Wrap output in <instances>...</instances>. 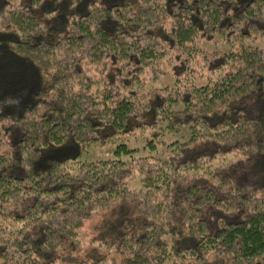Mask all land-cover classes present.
<instances>
[{
    "label": "trees",
    "instance_id": "16d2710c",
    "mask_svg": "<svg viewBox=\"0 0 264 264\" xmlns=\"http://www.w3.org/2000/svg\"><path fill=\"white\" fill-rule=\"evenodd\" d=\"M135 127L174 137L81 158ZM103 208L117 264H264V0H0V264H56Z\"/></svg>",
    "mask_w": 264,
    "mask_h": 264
},
{
    "label": "rangeland",
    "instance_id": "374dc122",
    "mask_svg": "<svg viewBox=\"0 0 264 264\" xmlns=\"http://www.w3.org/2000/svg\"><path fill=\"white\" fill-rule=\"evenodd\" d=\"M215 42L212 43L213 51H218L222 48H226L228 46L223 40L219 38V36L215 35ZM211 45V44H209ZM209 56V55H208ZM207 56V57H208ZM193 59L189 61L187 67L181 72H176L173 62L171 61H163V63L157 65V70H147L144 73L145 77V86H161L163 84L169 83L171 79H174L177 75L188 77L189 79L195 80L196 76L199 74V62L201 59L193 56ZM205 69L210 68V61L204 57ZM157 73L156 76L152 77V74ZM172 83V82H170ZM169 83V84H170ZM109 130H100L97 132L99 137L98 143L92 147L87 154L83 155L81 158L90 159L95 157H105L111 155L113 153V148L115 144L119 141H124L129 147L134 148L129 153H123L122 157L130 158V155H146L151 154L155 155L160 152V150L164 147L165 141L171 140L174 135L166 132L160 134L159 132L153 136V140L155 143L154 147H150L147 143L148 138L152 133L148 131V128L143 129L142 127H135L130 131H120L115 132L113 135L105 138L103 134L108 132ZM108 214V209H98L94 211L87 219H85L79 229V238L78 241L71 243L64 247L61 250V254L56 259V264H72L76 258L88 257V259H94V257L99 258L103 256L102 261H106L109 264H117L119 263L120 257L125 254H121L117 251L111 250L108 253L98 252L97 254H90L89 250L93 248L89 242L90 235L94 230L96 224L100 222ZM164 264H190V260L188 256H180L176 257L175 260H167Z\"/></svg>",
    "mask_w": 264,
    "mask_h": 264
}]
</instances>
